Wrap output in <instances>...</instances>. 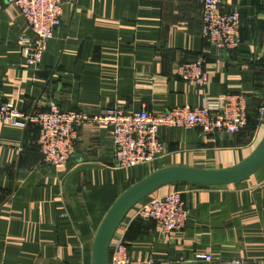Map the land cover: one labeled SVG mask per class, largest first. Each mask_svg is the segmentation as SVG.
I'll return each instance as SVG.
<instances>
[{
	"label": "crops",
	"instance_id": "1",
	"mask_svg": "<svg viewBox=\"0 0 264 264\" xmlns=\"http://www.w3.org/2000/svg\"><path fill=\"white\" fill-rule=\"evenodd\" d=\"M237 9L241 43L217 48L199 34L202 0H62L61 23L40 63L25 65L18 37L33 33L19 9L0 0V98L26 113L56 105L96 114L112 105L160 113L195 106L226 92L248 96L249 121L233 134L161 126L160 155L128 168L114 165L108 128L85 124L65 166L46 165L37 127L0 122V264H92L98 227L115 199L153 171L169 166H233L264 136V0H221ZM203 57V89L176 74ZM93 164L65 179L77 165ZM178 190L189 216L161 233L136 216L150 196ZM134 260L156 264H264V163L220 185L166 184L133 205L116 228ZM210 254L211 259L196 258ZM238 261V263H236Z\"/></svg>",
	"mask_w": 264,
	"mask_h": 264
},
{
	"label": "built area",
	"instance_id": "2",
	"mask_svg": "<svg viewBox=\"0 0 264 264\" xmlns=\"http://www.w3.org/2000/svg\"><path fill=\"white\" fill-rule=\"evenodd\" d=\"M15 5L33 33L30 40L18 37L20 54L27 66H37L46 49L47 41L61 23L62 0H5ZM241 20L237 9L224 10L221 0H202L199 34L217 48L233 49L241 43ZM177 76L185 82L205 88L208 73L203 68V57L180 62ZM249 101L243 92H226L205 98L195 106L168 108L160 113L146 109L127 112L121 105H112L96 114L81 110H62L56 105L48 109L26 113L9 99L0 98V122L25 127H37L36 147L46 165L65 166L75 151L80 128L88 123L108 128L112 142L114 165L128 168L147 163L160 155L163 143L159 138L161 126L193 128L205 133L221 131L233 134L247 124ZM264 115V103L257 107V117ZM136 216L153 222L161 233L182 229L189 210L182 193L176 189L162 195L150 196L142 202ZM196 258L210 260V254H196ZM238 263V261H236ZM107 264H156L152 257L134 260L122 235L114 231L107 253Z\"/></svg>",
	"mask_w": 264,
	"mask_h": 264
},
{
	"label": "water",
	"instance_id": "3",
	"mask_svg": "<svg viewBox=\"0 0 264 264\" xmlns=\"http://www.w3.org/2000/svg\"><path fill=\"white\" fill-rule=\"evenodd\" d=\"M264 163V136L252 153L243 161L220 169H205L190 166H169L157 169L125 189L112 203L102 219L92 244V264H107L110 239L118 224L139 200L156 189L170 183L188 182L202 185L228 184L252 174ZM93 164L75 166L65 179V189L77 172Z\"/></svg>",
	"mask_w": 264,
	"mask_h": 264
},
{
	"label": "trees",
	"instance_id": "4",
	"mask_svg": "<svg viewBox=\"0 0 264 264\" xmlns=\"http://www.w3.org/2000/svg\"><path fill=\"white\" fill-rule=\"evenodd\" d=\"M247 120L249 121V108H248V116H247ZM247 121V123H248ZM247 125V124H246Z\"/></svg>",
	"mask_w": 264,
	"mask_h": 264
}]
</instances>
